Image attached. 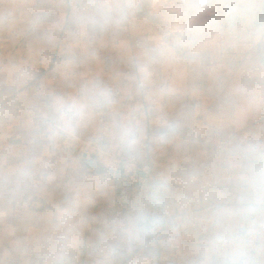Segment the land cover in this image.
<instances>
[{
	"label": "clouds",
	"instance_id": "9594fccd",
	"mask_svg": "<svg viewBox=\"0 0 264 264\" xmlns=\"http://www.w3.org/2000/svg\"><path fill=\"white\" fill-rule=\"evenodd\" d=\"M0 264H264V0H0Z\"/></svg>",
	"mask_w": 264,
	"mask_h": 264
}]
</instances>
